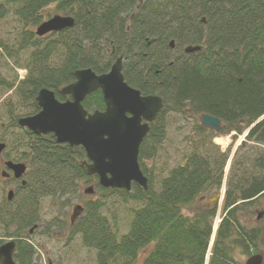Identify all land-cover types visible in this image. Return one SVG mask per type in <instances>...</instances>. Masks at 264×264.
<instances>
[{
  "label": "trees",
  "instance_id": "1",
  "mask_svg": "<svg viewBox=\"0 0 264 264\" xmlns=\"http://www.w3.org/2000/svg\"><path fill=\"white\" fill-rule=\"evenodd\" d=\"M55 15L72 17L74 27L38 37L37 28ZM10 16L17 32L11 45L0 42V51L7 59L26 56L15 64L27 74L10 84L0 71V88L14 90L22 109L19 114L12 103L3 104L0 142L7 145L5 162L28 170L24 186L4 180H13L15 195L0 211V246L2 238H14L18 264H32L28 231L41 222L42 202L51 199L66 210L82 183L94 184L95 197L73 226L69 222L68 237L81 236L96 251L97 264H238V254L264 260L263 219L249 224L246 218L264 207V151L249 166L233 158L216 231L218 203L199 204L221 191L231 157V149L221 152L213 139L249 130L248 142L264 146V119L258 122L264 117V0H0V25ZM191 45L202 51L185 54ZM120 57L128 85L164 103L139 153L148 191L136 184L129 192L102 188L97 176L87 174L83 148L58 145L53 135L35 136L18 125L38 114L42 89L65 102L61 90L76 81L78 70L103 75ZM82 105L90 114L104 112L102 92ZM171 114L195 120L209 115L222 121V131L198 122L191 152L154 185L145 161L162 148ZM113 196L138 205L125 232L110 214ZM58 225L54 221L48 231Z\"/></svg>",
  "mask_w": 264,
  "mask_h": 264
},
{
  "label": "water",
  "instance_id": "2",
  "mask_svg": "<svg viewBox=\"0 0 264 264\" xmlns=\"http://www.w3.org/2000/svg\"><path fill=\"white\" fill-rule=\"evenodd\" d=\"M74 25L72 17L55 15L37 28L36 35L44 37L71 29ZM174 47L175 42L171 41L170 48ZM201 51L200 46L184 48L187 55ZM75 78L74 83L61 90V94L69 98L67 101L60 102L54 92L42 89L36 99L40 111L34 116L21 118L18 125L35 136L53 135L58 145L83 148L87 157L83 163L87 174L90 177L97 176L102 188L129 192L132 184H136L148 191V178L141 170L139 153L150 132V125L164 109L162 98L157 95L143 96L140 91L128 85L123 75L122 57L116 60L106 74L97 75L91 69H83L75 73ZM97 91L103 94L105 111L89 114L82 104ZM199 122L204 129L215 133L222 129V121L209 115H201ZM5 149L6 144L1 143L0 157ZM5 167L17 181L24 178L27 171L23 163L8 161ZM2 177L8 178L9 174L5 171ZM22 184L26 182L23 180ZM85 193L92 195L94 191L88 188ZM14 195L13 190L9 191L7 200L11 202ZM223 197L221 191L216 193L204 208L221 202ZM83 212L84 208L80 205L74 208L72 225ZM263 216L264 213L259 214L257 219ZM15 252L14 241L3 244L0 247V264H17L14 260ZM263 262V256L258 254L251 256L245 264Z\"/></svg>",
  "mask_w": 264,
  "mask_h": 264
},
{
  "label": "rangeland",
  "instance_id": "3",
  "mask_svg": "<svg viewBox=\"0 0 264 264\" xmlns=\"http://www.w3.org/2000/svg\"><path fill=\"white\" fill-rule=\"evenodd\" d=\"M13 19V16H10L0 25V42L5 45L12 44L14 35L17 32L16 22ZM2 53L3 50L0 51L1 56ZM22 58L26 59V56L15 59H7L5 56L4 58L2 56L0 59V71L6 82L13 84L25 78L27 72L18 69L15 64V62L18 61L17 59L21 61ZM0 91V124L4 125L7 119H5L3 104L12 103L13 107L18 109L19 114H22V109L19 107V102H17L18 99L15 96L14 90L10 91L0 88ZM263 119L264 117L260 121ZM198 122L199 118L195 120L187 117H179L174 114L167 115V130L164 144L159 152H156L154 158L145 161V166L153 175L154 185H157L159 181L167 175L169 170L180 164L183 157L191 152L195 142L198 141V136L195 132ZM248 133L249 130H246L241 135L237 132H232L213 139V143L220 148L221 152H226L229 148L231 149V157L225 171L224 185L221 189L224 197L219 203L218 219L226 194L227 179L231 171L233 158L235 157V161L240 160L248 163L256 158L255 155H259V153L264 151V146L248 142ZM219 139L225 140V145L219 143ZM5 161V156L0 157V170ZM13 186L12 181L6 182L0 176V211L7 208V194L13 189ZM93 186L94 184L92 183H82L80 186V194H78L77 198L72 199L69 203V208L66 210L60 211L57 201L53 202L51 199H46L42 202L40 211L41 222L37 224L39 226L30 238L31 245L35 250L34 258L31 260L32 264H97L96 251L86 248L83 245L81 236H75L72 239L68 237V227L72 212L76 205L85 207L86 201L89 200L90 195L84 194V191ZM93 197H95V195H93ZM207 199L209 198L206 196L199 204H204ZM65 200L68 199H61V202L64 203ZM58 204H60V202H58ZM199 204H197L196 207L199 206ZM107 205L110 209V214L117 217L121 231L125 232L132 218V210L138 208V205L132 202H127V204L123 203L117 196L109 198L107 200ZM263 212L264 207H261L254 217L249 215L246 216L248 223H254L255 217ZM54 221L60 224L58 225L60 229L56 227L50 232L47 226L51 228ZM219 222L220 221L217 222L218 225ZM262 223L264 224V219ZM3 230L0 224V237L1 234L4 233ZM11 240H14V238H2L4 244ZM236 258L238 264H245L249 259V257L242 254H238Z\"/></svg>",
  "mask_w": 264,
  "mask_h": 264
},
{
  "label": "flooded vegetation",
  "instance_id": "4",
  "mask_svg": "<svg viewBox=\"0 0 264 264\" xmlns=\"http://www.w3.org/2000/svg\"><path fill=\"white\" fill-rule=\"evenodd\" d=\"M26 177V176H25ZM25 177H24V179H25ZM10 179H12V177H10L8 180H10ZM14 180V179H13ZM12 180V181H13ZM14 181H16V180H14ZM38 226L39 225H35L34 226V228L33 229H31V230H29L28 232H29V237L31 238V235H33V233L36 231V229L38 228ZM1 238V237H0ZM11 241H14L15 243H16V250H17V241L14 239V240H11ZM16 253V252H15Z\"/></svg>",
  "mask_w": 264,
  "mask_h": 264
},
{
  "label": "bare ground",
  "instance_id": "5",
  "mask_svg": "<svg viewBox=\"0 0 264 264\" xmlns=\"http://www.w3.org/2000/svg\"><path fill=\"white\" fill-rule=\"evenodd\" d=\"M71 29H72V28H71ZM67 30H68V29H67ZM218 142H219V143H222V144H224V145H225V143H226V141L223 140V139H219ZM76 206H77V205H76ZM76 206H75V207H76Z\"/></svg>",
  "mask_w": 264,
  "mask_h": 264
}]
</instances>
